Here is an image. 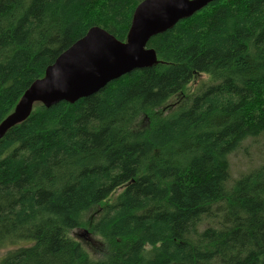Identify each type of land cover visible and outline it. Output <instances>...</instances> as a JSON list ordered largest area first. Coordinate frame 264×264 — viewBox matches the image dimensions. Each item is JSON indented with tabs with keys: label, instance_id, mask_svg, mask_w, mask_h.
Listing matches in <instances>:
<instances>
[{
	"label": "trees",
	"instance_id": "trees-1",
	"mask_svg": "<svg viewBox=\"0 0 264 264\" xmlns=\"http://www.w3.org/2000/svg\"><path fill=\"white\" fill-rule=\"evenodd\" d=\"M142 1L0 0V123L91 29L125 42ZM147 48L154 66L35 104L0 138V264H264V161L231 179L228 159L264 147V0H214ZM96 207L93 260L69 233Z\"/></svg>",
	"mask_w": 264,
	"mask_h": 264
},
{
	"label": "water",
	"instance_id": "water-1",
	"mask_svg": "<svg viewBox=\"0 0 264 264\" xmlns=\"http://www.w3.org/2000/svg\"><path fill=\"white\" fill-rule=\"evenodd\" d=\"M213 1L143 0L133 13L125 42L100 29H91L59 54L44 77L23 94L12 113L0 123V138L21 123L35 104L49 107L59 101L74 103L131 71L154 66L156 53L147 48L149 40ZM140 23L142 26L138 28Z\"/></svg>",
	"mask_w": 264,
	"mask_h": 264
},
{
	"label": "rangeland",
	"instance_id": "rangeland-1",
	"mask_svg": "<svg viewBox=\"0 0 264 264\" xmlns=\"http://www.w3.org/2000/svg\"><path fill=\"white\" fill-rule=\"evenodd\" d=\"M142 26L139 24L138 28ZM209 82L207 75H196L193 77L191 82L185 87V89L179 94L173 96L168 100L167 103L162 105L160 108L154 110L153 117L156 116L161 118L170 114L177 103H179L183 97L190 95L197 91L203 85ZM147 126V119L145 117H139L134 128L136 130H142ZM229 173L231 179L238 178L241 174H244L251 169L255 168L264 161V147H263V137L260 135L256 138H247L241 143L239 149L229 156ZM122 189L115 190L105 202H110L113 200ZM104 204V203H103ZM98 213V207L89 211L85 215V227L71 231L69 235L72 238L77 239L87 250L89 257L93 260L102 259L106 255V248L104 243L100 238H98L94 233L91 232L88 225L92 224L96 219ZM213 223H216L213 221ZM4 254V251L0 252V257Z\"/></svg>",
	"mask_w": 264,
	"mask_h": 264
}]
</instances>
